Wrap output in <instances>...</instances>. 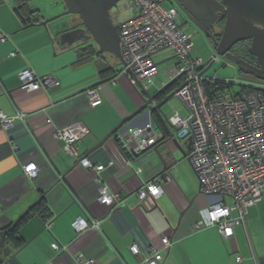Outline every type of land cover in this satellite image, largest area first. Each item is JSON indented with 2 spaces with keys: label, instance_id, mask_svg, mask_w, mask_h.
Segmentation results:
<instances>
[{
  "label": "crops",
  "instance_id": "0c3cea01",
  "mask_svg": "<svg viewBox=\"0 0 264 264\" xmlns=\"http://www.w3.org/2000/svg\"><path fill=\"white\" fill-rule=\"evenodd\" d=\"M16 7L15 0H0V111L8 117L19 112L26 115L25 122L0 130V232L19 221L7 238L12 256L2 264H146V258L156 252L165 256L160 264H264V193L259 203L247 209L246 227H235L229 241L222 239L216 227L196 230L198 221L207 220L213 198L200 194L187 158L189 142L178 138L169 120L173 114L165 115L164 105L163 120L155 115L156 144L141 154L133 152L131 142L121 147L114 139L93 151L144 104L142 94L120 72L103 65L104 57H85V49L63 46L61 35L70 27L50 23L47 28L24 29ZM31 10L38 11L32 23L49 17ZM25 69L39 77L53 75L59 85L24 91L19 74ZM169 82L158 74L147 91L155 94ZM91 88H97L102 98L95 108L86 96ZM182 104L177 105L180 115L185 111ZM48 119L52 122L47 123ZM75 123L89 130L78 144V158L66 152L64 141L53 138L57 128ZM145 123L142 117L133 125ZM165 125L179 145L169 140ZM86 156L96 166H105L99 176L110 192L119 194V205L98 202L96 172L79 165ZM30 163L38 166L36 178L24 172V165ZM154 181L161 184L163 195L139 201L137 192ZM79 218L98 221L100 226L77 233L73 223ZM164 237L172 241L168 251ZM54 243L64 250L55 251ZM133 245L138 246V255L130 252Z\"/></svg>",
  "mask_w": 264,
  "mask_h": 264
},
{
  "label": "built area",
  "instance_id": "2783aa9c",
  "mask_svg": "<svg viewBox=\"0 0 264 264\" xmlns=\"http://www.w3.org/2000/svg\"><path fill=\"white\" fill-rule=\"evenodd\" d=\"M127 1L129 5L126 8L136 15L119 25L125 64L120 73L134 87L140 83L147 90L148 83L159 74L155 57L164 50H171L176 56L177 64L167 71V75L170 81L180 78L175 96L186 105L189 114L183 117L174 113L169 120L178 129L179 139L191 141L187 158L197 175L200 194L213 198L207 208V220L198 221L195 229L216 227L222 239L229 241L234 236L235 227H246L247 209L259 203L264 193V88L244 85L239 93H234L232 88L209 93L206 84L213 83L215 79L201 75L205 61L192 56V35L180 26L177 7H165L164 0ZM19 80L21 88L27 92L49 90L59 85L55 76L39 77L30 69L23 70ZM86 96L93 108L102 103L97 88L89 89ZM25 120L24 113L8 117L0 111V130H9L16 122ZM51 122L47 120V123ZM88 132L84 124L75 123L57 128L53 138L64 141L66 152L78 158V144ZM127 134L136 145L133 150L136 154L156 144L152 125L129 128ZM79 165L96 172L94 180L98 185V202L106 206L120 204L119 194L110 192L99 176L105 170L104 165L96 166L87 158H80ZM24 172L30 178H36L37 164L24 165ZM163 193L161 184L154 181L145 184L137 196L139 201L156 200ZM227 199L232 202L228 203ZM99 226L98 221L88 222L82 218L73 223L77 233ZM162 242L168 251L171 239L164 237ZM52 248L57 252L64 250L56 243ZM130 252L138 255L140 250L133 245ZM164 258L163 254L156 252L146 258V264H160ZM241 260L240 257L237 259L238 262Z\"/></svg>",
  "mask_w": 264,
  "mask_h": 264
},
{
  "label": "water",
  "instance_id": "95a60500",
  "mask_svg": "<svg viewBox=\"0 0 264 264\" xmlns=\"http://www.w3.org/2000/svg\"><path fill=\"white\" fill-rule=\"evenodd\" d=\"M64 3V13L55 16L51 19L44 20L40 23H30L24 27L28 29L35 26L48 27L64 16H78L82 22V26L74 30H69L61 35V44L63 46L81 47L78 43L82 40L90 42L95 49V56L103 57L104 54H110L117 58L121 65L124 64L120 46L119 25H115L111 19V10L120 0H62ZM173 5L181 3L180 14L185 15L187 21L191 22L195 27L201 29L206 38H213L208 32L211 27L219 20L225 19V26L221 35V39L217 42L214 39L215 54L214 56L201 67V75L205 76L206 72L212 67L214 61L218 58H225L237 66L240 73L252 75L258 80L264 81V0H171ZM209 22L206 23L205 20ZM180 26H184V21L180 17ZM251 40V45L248 49L250 56L256 59V66H251L236 55L231 53L233 47L237 44ZM176 59V56L156 63V66L167 63ZM180 78H176L163 86L155 94H150L144 89L140 83L135 87L144 99V104L138 108L121 123L116 126L102 141L98 143L93 151L102 148L109 140H116L121 147L126 143L134 144L129 139V128L136 127L135 122L140 118L145 117L146 123L142 127L155 124V115L162 119L160 109L173 97H175L177 89H175L167 98L158 104H154L156 100L165 92L171 90L177 85ZM163 120V119H162ZM152 121V124H148ZM168 132L169 140L174 141L179 145L178 139L175 138V133L165 125ZM176 129V128H175ZM178 132V129H176ZM155 136V132L153 133ZM127 149V147H125ZM124 148V149H125ZM135 149V148H134ZM191 149V141H189L188 150ZM182 154H186L181 150ZM87 158V156L85 157ZM194 201L190 202V206ZM19 221L13 224L10 228L0 232V264L6 258L12 256L13 250L8 245L7 238L17 226Z\"/></svg>",
  "mask_w": 264,
  "mask_h": 264
},
{
  "label": "rangeland",
  "instance_id": "374dc122",
  "mask_svg": "<svg viewBox=\"0 0 264 264\" xmlns=\"http://www.w3.org/2000/svg\"><path fill=\"white\" fill-rule=\"evenodd\" d=\"M172 4L173 3L171 0H164L163 5L165 7H169ZM30 5L32 6L31 7L32 9L40 10L43 15L49 16L48 18H46V20L64 13V3L62 0H32ZM128 5L129 3L127 0H122V1H119L112 8L111 19L115 25H120L130 20L134 15H136V13H134L130 8H126V6ZM180 17H182V20L185 23L183 28L186 30V32L192 35L193 44H194L192 56L201 57L203 58L205 62L209 61L215 54V50L209 43V40L205 36H203L201 33H199L198 30L194 26H192V24L189 21H187L185 15L180 14ZM80 23L82 22L78 16L71 15V16H64L60 18L59 20L53 22L52 24L60 28H66V27L71 28ZM173 56L174 54L171 50H164L155 57V61L156 63H158L160 61L169 59ZM100 62L103 65L113 67L117 73H119L122 69V65L119 62V60L110 54H104V58L100 60ZM176 64H177V60L174 59V60H171L167 63L160 65L158 67L159 78L169 79L167 75V71H169V69L171 68H174ZM205 76L207 78L216 79V80L231 81L233 84L231 88L234 93H239L242 90V87L244 85L264 88V81L258 80L251 75H247L244 73L241 74L237 66L235 65V63L229 60H226L225 58H218L216 61H214L212 67L206 72ZM151 89H154V87H151ZM153 91L154 90H152V92ZM179 104H182V103L177 98L173 97L172 99L169 100V102L165 104L163 108V113H165V115L167 114L172 115L174 113H177L178 112L177 105ZM188 112L186 111V108H185V111L181 112V116L188 117V114H189Z\"/></svg>",
  "mask_w": 264,
  "mask_h": 264
},
{
  "label": "flooded vegetation",
  "instance_id": "af4514ba",
  "mask_svg": "<svg viewBox=\"0 0 264 264\" xmlns=\"http://www.w3.org/2000/svg\"><path fill=\"white\" fill-rule=\"evenodd\" d=\"M175 6L177 7L178 12L180 13V8L182 7L181 3H178V4L176 3ZM205 22L208 23L209 20L206 19ZM225 22H226V20L221 18L211 27L210 30L208 29V32H210V34L213 36V38L209 37L207 39L209 40V43L211 44V46L213 48L215 46L214 39L217 42H219L220 39H221V35H222L223 29H224V26H225ZM81 26H82V23L77 24V25L69 28L68 31L69 30H74V29H76L78 27H81ZM192 26H194V25L192 24ZM195 28L198 30L199 33H201L203 36H205L204 32L201 29H199L198 27H195ZM78 45H81L82 49H87L90 46H92L90 42H86L85 40L80 41L78 43ZM250 45H251V40L244 41V42H241V43L237 44L231 50L232 54L236 55L239 59L243 60L245 63H247L249 65V67H247L248 69H251L250 68L251 66H256V64H255L256 63V59L254 57L250 56L249 53H248V49H249ZM175 89H177V86H176Z\"/></svg>",
  "mask_w": 264,
  "mask_h": 264
},
{
  "label": "trees",
  "instance_id": "16d2710c",
  "mask_svg": "<svg viewBox=\"0 0 264 264\" xmlns=\"http://www.w3.org/2000/svg\"><path fill=\"white\" fill-rule=\"evenodd\" d=\"M16 2V11L22 21L27 25V23L34 22L33 19H36V14L38 11L31 10L30 7V0H15ZM173 5V4H172ZM28 21V22H27ZM85 52V57H92L95 55L94 47L90 46L89 48L83 50ZM207 90L211 93L213 90L218 92H225L226 90L230 89L233 85L232 82L227 80H216L213 83H207Z\"/></svg>",
  "mask_w": 264,
  "mask_h": 264
}]
</instances>
